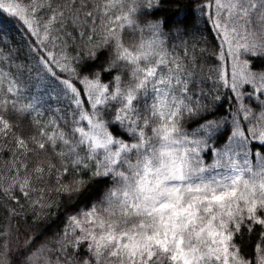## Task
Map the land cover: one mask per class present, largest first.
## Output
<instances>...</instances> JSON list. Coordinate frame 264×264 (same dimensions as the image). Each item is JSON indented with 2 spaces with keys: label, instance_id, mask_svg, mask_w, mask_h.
<instances>
[{
  "label": "snow or ice",
  "instance_id": "6c2138e0",
  "mask_svg": "<svg viewBox=\"0 0 264 264\" xmlns=\"http://www.w3.org/2000/svg\"><path fill=\"white\" fill-rule=\"evenodd\" d=\"M159 3L0 0V10L20 19L32 35L39 37L43 29L41 43L51 37L56 47L57 40L75 39L77 30L87 36L76 57L49 50L40 58L78 109L71 127L67 121L60 126L35 119L37 130L26 132L17 121L40 115L42 97L24 102V87L0 67V139L15 149L0 192L16 203L39 192L30 207L50 208L44 189L34 186L45 175L55 173L53 190L66 203L93 179L110 183L95 203L68 217L58 239L63 258L58 256L56 264H264V107L258 114L243 103L238 109L245 120L256 121L248 131L260 142L259 150L252 151L236 121L222 147L212 143L219 124L205 118L206 106L195 99L202 84L197 58L187 49L183 57L176 55L163 31L166 21L145 20L155 12H141ZM205 7L215 8V28L232 57L230 75L220 65L218 80L238 100L246 85L264 94V68L253 70L251 59L264 58V0H210ZM105 53L107 63L93 71ZM244 53L249 59L240 58ZM224 55L221 51L219 58ZM4 59L0 50V64ZM102 73L112 74L110 83L102 82ZM76 81L84 86L90 110L84 109ZM189 121L196 125L191 131L185 128ZM40 153H51L58 163L47 158L30 165L33 154ZM206 154L215 157L212 164L205 163ZM257 226L261 242L253 260L242 254L236 237ZM35 239L14 259H8L11 249L3 244L0 264H39L47 245L33 251L29 246Z\"/></svg>",
  "mask_w": 264,
  "mask_h": 264
},
{
  "label": "trees",
  "instance_id": "16d2710c",
  "mask_svg": "<svg viewBox=\"0 0 264 264\" xmlns=\"http://www.w3.org/2000/svg\"><path fill=\"white\" fill-rule=\"evenodd\" d=\"M140 2L146 4L147 0H140ZM209 3L210 0H160L158 8H142L141 12H155L154 16L144 17L145 20L162 19L166 21L163 31L168 36L170 50L175 49L176 55L183 57L185 49H187L189 57L195 56L197 58L199 65L197 80L198 82L202 81V84L200 89H197L195 99L206 106L205 118L219 124V130L211 142L222 147L235 128L234 121H236L239 122L241 130L248 137L249 146L254 152L262 147L258 140L252 139L251 133L248 131L256 121L251 117L245 120L244 113L238 111V109L240 104L243 103L253 113L258 114L260 109L264 107V94L255 91L253 85H246L241 89L245 95L238 100L231 89L224 87L223 83L218 80L216 69L220 65H223L225 71L230 75L232 57L227 54L225 43L222 41L219 31L215 28L213 8L205 7ZM177 29L180 30L179 34ZM67 31H73V29L69 28ZM83 31L87 33L88 29L85 28ZM78 32L79 30L73 32L75 39L65 37L64 40L55 41L57 46L54 47L51 37L48 41L40 42L43 38L42 28L40 36H34L20 19L0 10V50H3L6 57L0 67L5 72H11L24 87V102L37 94L42 97L40 115L33 112L32 116L27 117V119L17 121L21 123V127L26 132L32 133L37 130L33 123L35 119H39L45 124L54 120L60 126H65L67 121V126L71 127L73 114L78 112V109L71 102L70 97L63 94V86L46 73L40 63V58L45 56L49 50L53 51L58 57L61 54H67L70 58L76 57L78 53L84 50L83 42L87 39V36L80 37ZM128 32L130 30H126V39H130ZM55 35L56 33H53V36ZM65 41L67 43L66 48L64 47ZM221 51L225 54L223 60L219 58ZM240 58L249 59V56L244 53ZM107 59L108 54L105 53L97 61L93 71L98 70L101 65H105ZM251 59L253 70L264 68V58ZM56 71L62 78H69L68 73H61L59 69H56ZM101 80L104 83H110L112 74L102 73ZM45 86H47L46 90ZM76 86L81 90V99L85 100L84 109L90 110V104L87 102L86 94L83 91L84 86L79 84L78 81H76ZM101 110H103V106H101ZM81 123L86 125V122ZM195 127L196 125L191 121L185 124V128L189 131ZM124 138L130 139L127 136ZM0 147L6 149V153L0 152V177H2L0 185H5L8 181V168L11 166L15 149L11 142L5 144L2 139H0ZM47 158L57 162L51 153H40L39 156L33 154L28 163L31 165L38 159L44 160ZM214 159L215 157L212 154L204 156L206 164H212ZM249 159L253 164L256 163V159L251 153ZM55 184V173L51 177L45 175L43 181L34 184L35 187L44 189V201L46 205H52L50 208L47 206L44 208L30 207L31 201L38 199L41 195L39 192H33L31 199L20 197L19 203L0 192V231L6 233L4 236H0V249L8 241L14 244V254L10 255L11 259H14L24 249L25 243L30 238H36L34 244L29 246L33 251L41 245L53 244L63 234L68 217L76 214L81 209L90 207L111 186L108 182H98L93 179L72 203H66L64 198L58 196L53 190ZM21 205H23V208ZM236 242L240 245L242 254L246 258L254 260L256 255L255 246L261 242L259 227L257 226L256 230L252 232L243 230L236 237ZM57 254L58 250H55L52 256Z\"/></svg>",
  "mask_w": 264,
  "mask_h": 264
},
{
  "label": "rangeland",
  "instance_id": "374dc122",
  "mask_svg": "<svg viewBox=\"0 0 264 264\" xmlns=\"http://www.w3.org/2000/svg\"><path fill=\"white\" fill-rule=\"evenodd\" d=\"M215 9V8H214ZM221 37L223 39V36L221 34ZM224 41V40H223ZM227 45V44H226ZM59 239V238H58ZM58 239H56L54 241L53 244H49L47 245V249L45 250V252L41 255V260L39 261V264H56V260L57 257L59 256L61 259L63 258L61 253L59 252V243H58ZM57 244V245H56ZM7 245L9 247V249H11V253L10 255L14 254V244H12L10 241L7 242ZM56 245V246H55ZM58 250V254L55 256H52V253ZM0 251H3V248L0 249ZM9 255L8 259H11V256ZM0 259H3L2 257H0Z\"/></svg>",
  "mask_w": 264,
  "mask_h": 264
}]
</instances>
